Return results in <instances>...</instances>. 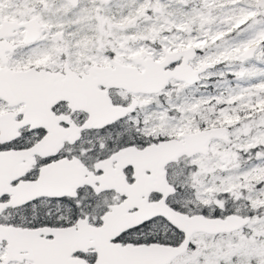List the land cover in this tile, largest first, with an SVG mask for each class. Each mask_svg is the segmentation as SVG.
I'll return each mask as SVG.
<instances>
[{"label":"snow or ice","instance_id":"6c2138e0","mask_svg":"<svg viewBox=\"0 0 264 264\" xmlns=\"http://www.w3.org/2000/svg\"><path fill=\"white\" fill-rule=\"evenodd\" d=\"M0 264H264V0H0Z\"/></svg>","mask_w":264,"mask_h":264}]
</instances>
